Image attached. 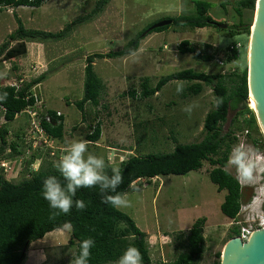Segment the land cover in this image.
<instances>
[{
	"label": "rangeland",
	"instance_id": "obj_1",
	"mask_svg": "<svg viewBox=\"0 0 264 264\" xmlns=\"http://www.w3.org/2000/svg\"><path fill=\"white\" fill-rule=\"evenodd\" d=\"M206 1L211 3L208 14L215 21L232 26L241 21L243 25L249 24L251 30L254 9L242 8V15L239 16L235 11L237 0ZM96 2L45 0L38 7L0 5V44L8 42L12 46L17 43L10 40L9 34L17 28L18 17L27 29L58 32L88 14ZM193 2L108 0L98 14L88 21L72 24L71 30L61 38L31 41V59L27 52L12 59L0 58V72L8 80L17 79L20 75L33 79L44 72L46 77L33 88L47 106L63 114V139L86 141L93 126L99 122V139L114 147L110 149L107 159L106 151L101 148H88V151L103 157L106 166L111 165V169L118 167L119 161L130 155L170 152L177 143L196 142L203 137V119L215 105L213 92L210 86L203 85L200 93L188 94L189 81L170 80L153 96L140 99V82L147 77L149 85L154 86L160 77L185 68L226 75L240 72L244 67L248 69L250 33H239L241 26H237V32L229 35V31L221 30L227 29V26L220 28L218 25L204 28L170 25L166 30L146 34L133 54L95 59L93 69L103 84L99 105L86 103L82 112L75 102L83 96L84 64L88 54L120 49L140 30L167 19V16L192 14L195 9ZM183 39L199 46L198 53L177 51V44ZM206 42L214 44L217 53L209 61L200 60L198 56ZM232 42L242 44L240 56L237 60L227 61L225 47ZM177 85H183V91L179 94ZM128 90L136 91L137 96L126 94ZM188 106H192L190 113L184 110ZM247 106L251 108L249 103ZM28 122L29 117L23 111L11 121H6L0 112V130L4 128L7 131V144L1 157L8 160L11 167L4 178L13 183L30 176L24 158L21 159V154L14 153L10 148L11 143H16L17 149L24 152L22 137ZM228 130L239 135L230 157L237 154L236 149H242L248 163L253 166L251 174L238 170L230 163V158L226 166L244 189V202L236 219L228 218L221 212L220 204L226 191H217L216 185L209 179L211 166L207 162H203L198 170L186 174L158 175L150 180H137L135 187L125 193L130 206L118 209L128 214L147 233L146 246L151 264H169L179 252L185 250L184 237L178 240L175 236L182 231L187 232L198 217L206 218L203 227L205 242L204 251L195 264H213L216 253L219 252L221 257L232 229L249 223L252 217L260 213L264 202L259 203L256 197L264 192L263 131L257 119L254 126H244V116L238 114L237 110H229L226 120L221 123V131ZM253 138L257 139L259 147L253 145ZM52 144L55 155L52 158L45 154L41 165L46 166L50 162L55 167L59 159L56 152L59 150L54 141ZM118 226L123 228L124 224ZM70 233L71 228L67 224L33 241L26 248L21 264H69L75 254V247L68 245ZM117 261L108 264H116Z\"/></svg>",
	"mask_w": 264,
	"mask_h": 264
},
{
	"label": "trees",
	"instance_id": "obj_2",
	"mask_svg": "<svg viewBox=\"0 0 264 264\" xmlns=\"http://www.w3.org/2000/svg\"><path fill=\"white\" fill-rule=\"evenodd\" d=\"M45 0H0L1 6H29L38 7ZM108 0H97L95 7L86 15L77 18L58 32H49L38 29H27L20 18H17L18 26L14 32L9 34L10 40L17 42L10 45L8 42L0 44V58L12 59L26 54L28 41H45L49 39H59L71 30L72 24L90 20L98 14ZM194 13L167 16L172 23L157 28H150L153 24L140 30L135 37L127 42L120 49L107 52H95L85 57L83 96L75 102L76 107L84 112L85 104L99 105V96L103 84L93 69V63L97 58L125 57L136 52L140 41L153 31L166 30L170 25L189 26L204 28L210 25L217 26L215 21L208 14L211 3L206 0H194ZM255 0H237L235 11L242 15L241 9L253 10ZM241 26L239 33H250L249 24L243 25L239 21L238 25H227L223 32L232 34L235 29ZM226 34V33H225ZM227 35V34H226ZM236 42L226 45L227 61L237 60L240 56V47L235 46ZM240 48V49H239ZM199 46L191 44L187 39L181 40L177 44V51L181 53H198ZM216 48L212 43H203V50L199 53V59L209 61L215 58ZM43 72L37 77L25 82L19 89L11 85L0 86V96L7 93L6 98L0 99V112L6 121L13 120L17 114L22 112L27 106L32 105L34 97L31 88L40 83L46 76ZM170 80H185L190 84L187 86L188 94L196 95L203 90V85L210 86L214 98H221L219 107L209 110L203 119V137L196 142L177 143L170 152L154 153L144 155H130L118 163L122 175V183L117 188L115 194L124 195L127 191L135 187V182L140 179H152L158 175L186 174L191 170H198L207 162L211 168L208 177L216 185L217 191L225 190L224 199L220 204L221 212L228 218L236 219L244 202L243 187L237 177L227 169L232 146L237 140L233 130L221 131V123L227 118L229 110H237L238 114L244 116V126L252 127L256 124V117L251 108L247 106L248 85L247 68L240 72L226 75L222 72L205 73L185 68L160 77L154 86L149 85L147 77L140 82V99L148 98L156 94ZM136 91L128 90L126 94L136 97ZM125 94V93H124ZM4 109V110H3ZM50 121H43L47 133L54 139L63 138L64 119L63 116H55L51 110ZM246 131V130H245ZM248 133V131H246ZM6 129L0 130V159L3 147L7 144L5 135ZM101 134L100 123L97 122L92 131L87 135V140L96 141ZM253 145L259 147L257 139H252ZM12 151L23 154L17 149L16 143H11ZM49 151L42 153L39 149L31 150V153L24 158L25 168L29 177L19 183H13L0 172V264H21L25 258V244L27 247L35 240L42 239L44 235L65 225H70L71 233L68 245L75 247L74 257L80 253V244L85 239H93L94 246L90 249L91 255L89 264H108L117 261L128 248L138 250L142 264H151V258L146 246L147 233L142 231L134 220L117 207L102 202L99 188H81L77 190L73 200H82L85 203L83 210H78L75 203L69 214L60 213L53 215L54 210L49 207L48 202L43 198L42 185L48 176L60 177L56 168H49L41 165L42 159ZM55 155V150H54ZM53 155V156H54ZM51 156V155H50ZM37 159L40 160L38 167H30ZM105 172L111 176V165L107 164ZM264 180V172L262 173ZM205 217H198L193 221L187 232H181L175 236L176 239L184 237V249L179 252L176 258L169 264H195L204 251L205 238L203 227ZM124 224L120 228L119 224ZM239 226L232 229L231 235H239ZM26 247V248H27ZM216 260L213 264H220V253H216Z\"/></svg>",
	"mask_w": 264,
	"mask_h": 264
},
{
	"label": "clouds",
	"instance_id": "obj_3",
	"mask_svg": "<svg viewBox=\"0 0 264 264\" xmlns=\"http://www.w3.org/2000/svg\"><path fill=\"white\" fill-rule=\"evenodd\" d=\"M176 91L178 94L181 93L183 85H177ZM6 96L7 93L0 96V99H4ZM222 102L221 98H214L216 107H219ZM191 107L188 106L184 110L190 113ZM235 151L237 154L230 157V163L238 170L251 174L253 166L248 163L246 153L239 148ZM55 168L64 183L62 184L61 179L56 176H48L42 185L43 198L48 202L49 207L54 210V216L60 213L69 214L74 203L78 210L85 208V203L82 200H73L77 190L81 188L98 187L102 202L117 208L130 206L126 194H111L116 193L117 188L122 183L123 178L120 169L118 167L112 168V175L109 176L105 172V159L89 153L87 141L73 140L68 143L64 154L60 156L55 164ZM256 199L259 203L264 202V192H260L259 197L257 196ZM94 243L91 238L83 240L80 244L79 255L70 259L69 264H89L90 249L94 246ZM116 264H141L138 250L128 248Z\"/></svg>",
	"mask_w": 264,
	"mask_h": 264
},
{
	"label": "water",
	"instance_id": "obj_4",
	"mask_svg": "<svg viewBox=\"0 0 264 264\" xmlns=\"http://www.w3.org/2000/svg\"><path fill=\"white\" fill-rule=\"evenodd\" d=\"M254 27L250 30L248 44L247 85L248 97L251 93L256 103L253 112L264 134V0H255ZM172 23L162 19L150 28L162 27ZM225 28L226 23H218ZM248 104V99H247ZM27 243L24 249H26ZM220 264H264V226L254 230L247 240L239 236L229 239L222 249Z\"/></svg>",
	"mask_w": 264,
	"mask_h": 264
},
{
	"label": "built area",
	"instance_id": "obj_5",
	"mask_svg": "<svg viewBox=\"0 0 264 264\" xmlns=\"http://www.w3.org/2000/svg\"><path fill=\"white\" fill-rule=\"evenodd\" d=\"M240 45H241L240 42H236L235 44L236 47H240ZM4 76L5 74L0 72V86L11 85L14 86L16 89H19L25 82L31 80L25 78L24 75H20L17 79H13V80L4 79ZM33 87L31 88L30 91L32 92V95L34 97V102L32 105L27 106L23 110V112H25L28 115L29 122L22 137L25 148H23L24 153L21 155V159L26 158L33 149H39L40 151H42V153L49 151V154L51 156L54 155V150H55L54 144H52L53 142L52 137L47 133L45 127L43 126V121L51 120L52 109H50L43 102V100L40 97V94L36 93ZM52 111L55 112V116L62 115V113L57 110H52ZM236 137L239 138V135L236 134ZM37 161L40 160L37 159L34 163L30 165V167L37 168L38 167ZM10 169H11L10 162L6 159H0V172H2L3 174H7ZM262 207L259 209L260 213L256 214L255 218L252 217L253 219H251L249 223L239 226L240 228H239L238 236L242 241L247 240L254 230L264 226V203Z\"/></svg>",
	"mask_w": 264,
	"mask_h": 264
},
{
	"label": "crops",
	"instance_id": "obj_6",
	"mask_svg": "<svg viewBox=\"0 0 264 264\" xmlns=\"http://www.w3.org/2000/svg\"><path fill=\"white\" fill-rule=\"evenodd\" d=\"M26 46H27V53L29 54V58L31 59V41L26 42ZM102 89H103V87H102ZM49 108L52 109V110H56V109H54L52 107H49ZM62 116H63V114H62ZM64 130H65V126H64V129H63V137L65 135ZM103 140L104 139H97L96 141H89V140L86 139L89 149L94 150V147H95V148H101V149L105 150L106 151V159H107V155L110 154V149L113 148L114 146L111 143L104 142ZM53 141H54V143H56L58 145L56 147L58 148L59 151L56 152L57 153L56 156L58 158H60V156L64 154L67 144L70 143L71 141H68L67 139H63V138L62 139H54ZM17 147H18V145L16 146V148ZM10 148L12 149L11 145H10ZM50 157H52V156H50ZM47 163L48 164L46 166H49V168H55L54 166H52V163H50V162H47ZM50 165H51V167H50Z\"/></svg>",
	"mask_w": 264,
	"mask_h": 264
},
{
	"label": "bare ground",
	"instance_id": "obj_7",
	"mask_svg": "<svg viewBox=\"0 0 264 264\" xmlns=\"http://www.w3.org/2000/svg\"><path fill=\"white\" fill-rule=\"evenodd\" d=\"M253 27H254V22H253V25H252V29H253ZM248 103H249V106H250L252 109H255V108H256V103H255V101L253 100L251 93H250V95H249Z\"/></svg>",
	"mask_w": 264,
	"mask_h": 264
}]
</instances>
